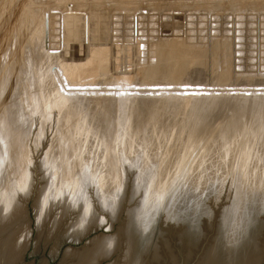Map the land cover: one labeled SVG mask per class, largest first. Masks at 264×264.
<instances>
[{
	"label": "rangeland",
	"instance_id": "obj_1",
	"mask_svg": "<svg viewBox=\"0 0 264 264\" xmlns=\"http://www.w3.org/2000/svg\"><path fill=\"white\" fill-rule=\"evenodd\" d=\"M63 40L65 42H62ZM87 49H89V53ZM91 53L93 54L91 55ZM128 57H131L132 62ZM83 67L85 70L89 67V73L92 72V74L88 75V71L82 70ZM91 68L94 70L91 71ZM80 71L83 72L82 75H79ZM124 75H128V77L125 76L126 79H123ZM148 78L150 81L147 80ZM86 79L90 84L88 89L86 88L88 84L84 82ZM120 80H123V82L121 81L123 84L120 82L121 88L118 87ZM126 82L130 84L127 83L126 85ZM81 83H86V87H83ZM78 88L83 90L81 92L92 90H90L91 93L90 91L84 92L85 96H90L93 92L94 98L92 95L91 97L97 98V101L91 99L93 101L90 103L93 105L89 103L88 106L91 105L92 108L97 103L98 108H93L96 109L94 111H97L96 113L100 117L102 114L104 115L102 118L99 117L98 121L101 119L99 124H103L104 121H107L108 124L104 127L106 122L103 126L97 125V123L94 126L92 123L91 129L92 127H104L103 131L106 130V135L112 137L110 134L112 133L114 142H117L115 141L117 139L115 138V131H121L120 133L117 132L119 138L122 132V135L127 134L128 130L131 132L132 129L139 126L137 132L141 134L139 131L141 127L150 126V128L147 127L146 131L143 130L144 128L141 129L144 133L139 136V141H142L143 137L147 139L153 135V142L160 140V142H164V145L165 142H168V149L166 148V150L171 151H168L167 160L169 162L165 161L168 165L164 164V166H172L173 172L175 164L180 158L182 160L186 158V161H188L187 158L194 159L188 156L195 151L192 152V149L200 148L196 149L197 152L195 151L197 153L195 156L198 159H196L195 169L193 168L190 175L191 180L187 182L188 185L186 184L184 188V193L190 196L202 194L201 206L203 209H207L209 213V216L203 217L201 221L202 235L198 236L200 237L199 240L198 237H190L187 234V229L174 223L176 222V215L170 219L166 218V220L162 217L159 219L156 217L154 220H158V233L154 231L153 245L156 244L155 246H157V255L156 253L155 255L159 259H153L154 252L150 251L145 256L146 264H198L208 249L220 246L216 236L221 228V218L226 211H230L228 209L231 204L233 208L239 204H243L244 207L246 201L264 199V158L262 157L264 156V0H0V113L6 114H0V122H2L0 123L2 124L0 131L9 130L18 135L20 140L18 145L25 149L18 146V151L21 154H16L15 158L18 159L23 156L22 160L28 159V167L33 174L32 177L37 179H34L36 182L33 180L37 187L42 186L44 181L41 180L42 174L40 172H44L40 170V167L42 160L44 161L47 148L52 142L51 140L59 135L56 130L63 128L64 125L66 126L64 127L65 132H67L69 117L73 118L77 114L75 110L74 112L72 110L78 109L85 103V101L81 103L83 101L81 99L86 98L85 96L83 98L77 97V94L82 96L84 94L76 92L77 96L73 95L75 89L80 91ZM129 88L131 91L128 93ZM57 91H62V95L59 92L61 95L59 96ZM64 91H66L65 96L63 95ZM135 91L138 93L136 94ZM62 96L64 99L66 98V103H69L70 106L63 104L66 107L62 106V108L58 105V108H61L57 109L55 108V106L57 107L55 100L58 98L55 99V97ZM67 98H71L73 103L75 99H80L78 100L80 103L76 100L79 104H74L79 107L74 108V105L71 104L72 100L69 101ZM175 98L177 99L175 100ZM177 100L181 101L177 104ZM173 102L180 107L175 109ZM131 105L135 108H132ZM67 107H70L69 110ZM66 108L67 111H63ZM164 108L165 110H163ZM134 109H136L137 115ZM161 109L164 111H162L163 113H160L159 110ZM58 112L61 114L59 115ZM72 113L74 116L71 117ZM150 113L151 116H149ZM67 114L70 116L68 117ZM123 114L128 115L127 122L120 121V116ZM157 115L161 123H159ZM165 115L168 117L166 118L167 122L164 119ZM61 116L65 117L64 120L67 118L68 121L65 122L67 125L63 123V119L60 122ZM133 116L135 119L132 118ZM148 116L153 119H148ZM172 116H174V122H172L174 124L172 125L177 126L174 128L170 126L171 123L168 124L171 122ZM175 116L176 119L179 118L178 122H175ZM104 117H107L106 120L103 119ZM117 117L118 125L116 126L120 127L119 124H122L125 129L116 128ZM130 118L133 119L131 122L128 121ZM113 119L114 121H112ZM140 119H143L145 126H142L143 122ZM135 120L139 121L138 126ZM162 120L165 122L162 123ZM180 120H184V123L187 122V124ZM150 121L156 123V126L154 123V126H151L152 122L150 123ZM124 123H126L125 126ZM193 123H196L199 129ZM135 124L137 127L133 126ZM161 124L163 125L160 126ZM58 125L62 126L58 127ZM159 126L165 127V131ZM166 126H168L169 131ZM194 126L198 130L192 128ZM73 127L69 126L68 128L72 130ZM40 128H43V132ZM62 128L60 133H65ZM225 130H229L230 133L225 132ZM148 131H151V135ZM159 132L163 134L160 135ZM189 134L196 135L194 136L196 140L192 135L193 139L189 138ZM127 136L126 141L129 140H127ZM212 137H216V139ZM253 137H257V140ZM205 140L210 144L207 143L208 147ZM92 141L95 142L94 139ZM57 142L59 143V141ZM110 143L112 145L113 142L110 141ZM192 143H196V145L193 144L196 148L192 146ZM114 146L116 147L115 144ZM10 147L3 149L8 150V152L11 149V153H13L15 149ZM115 147H113L114 150ZM113 149H110L112 154ZM1 151L3 150L1 149ZM3 152L5 153V151ZM113 155L111 162L116 165L117 159ZM205 155H208L209 159ZM18 160L20 161V159ZM210 165L214 168H210ZM205 166L207 170H203V172L202 169ZM170 168L166 169L168 174L172 171ZM128 171L130 172V170ZM131 172L127 176L126 182L130 183L124 190L125 192L123 191L125 194L122 195L120 213L114 221L108 212L101 209L96 197H94V192L92 199L95 200L92 205L93 207L96 206L97 209L95 211V213L97 212L96 219L104 218V225L87 231L79 240H76L70 237L72 234L70 227L77 221L79 215L77 211H69L67 215L61 214L62 219H59L60 224L53 232L52 240L46 241L43 235L39 239L38 230L31 224L32 235L29 236L25 253L19 264H61L64 257L80 251L96 238L117 236L121 228L127 223L129 210L134 209L141 202V192L138 193L137 187L136 193L138 194L133 195L135 190L132 188L136 176ZM206 172L207 174H205ZM200 173L205 174V176H201ZM131 174L133 175L131 176ZM165 174L167 173L165 172ZM197 183L199 184L195 187ZM30 199L33 200V197L27 200L26 208L32 210L30 207L33 206L34 200ZM159 210L162 209L159 208ZM61 212L63 213L61 209L55 210L54 215L51 216L52 220ZM34 219L36 222V217ZM261 220L264 225V213L261 215ZM65 242L71 244L65 245L59 255L60 247ZM55 247L57 252L54 255L52 253ZM258 247L254 248L256 250L253 252L256 253L253 254L252 258L248 259L250 255L248 253L244 259L237 261L238 264L262 263L264 259V229L259 238ZM124 255L125 250L124 253L117 250L110 254L111 258L108 256V259L101 260L100 264H113L122 260ZM254 260L257 262L260 260V262L256 263ZM212 264L225 263L220 259H215Z\"/></svg>",
	"mask_w": 264,
	"mask_h": 264
},
{
	"label": "bare ground",
	"instance_id": "obj_2",
	"mask_svg": "<svg viewBox=\"0 0 264 264\" xmlns=\"http://www.w3.org/2000/svg\"><path fill=\"white\" fill-rule=\"evenodd\" d=\"M133 22H135V21H133ZM132 25H134V24H132ZM128 30H130V29H128ZM131 30H133V29H131ZM132 38H133V36H132ZM62 42H65V40H63ZM62 46H63V43H62ZM71 46H73V45H71ZM128 47H130V46H128ZM89 49H87L88 53H89ZM125 50H126V48H125ZM132 50H133V47H132ZM78 51H79V49H78ZM92 54L93 53H91V55ZM95 55H96V53H95ZM133 55H134V53H133ZM129 56H130V54H129ZM130 58H129V60H130ZM14 63H16V62L14 61ZM93 65H94V63H93ZM91 67H93V66H91ZM159 69L161 70L160 67H159ZM82 70H85L84 67ZM90 70L93 71L94 69L91 68ZM157 70H158V68H157ZM167 70H169V69H167ZM81 71H80L79 75H82L81 73H83V72H81ZM85 71H88V75L92 74V72L89 73V67ZM85 71H84V73L87 74V72H85ZM160 72H162V71H160ZM88 75H87V77L89 79ZM129 75H131V74H129ZM156 75H157V73H156ZM125 76L128 77V75H124V77H122V78L126 79ZM147 80L150 81V78H148ZM121 81L123 82V80H120L119 84ZM84 82H86L88 84L89 81H87V79H86V81L84 80ZM122 82H121V84H123ZM127 83L130 84L129 82H126L125 84L127 85ZM85 84H82L83 87L84 86L86 87ZM121 84L118 87H120ZM89 85L90 84L87 85V87H86L87 89L90 88ZM135 85H138V84H135ZM131 86L133 87V85H131ZM83 87H82V89H83ZM135 87L137 88V86H135ZM68 88L71 89L70 87H68ZM124 88H125V86H124ZM69 89H67V91H69ZM78 89H80V91L79 90L76 91V89H75V93H73V95L74 94L76 95V92L84 94L83 96L81 94H77L78 96L77 95L76 96L78 98L79 97L83 98L86 95L85 93H88L91 90V89L89 91L86 90L88 92L84 91L85 92L84 93V92H81V90H82L81 88H78ZM130 89L131 88H129V90H127L128 93H129V91H131ZM164 89H165V87H164ZM192 89L194 90L193 87H192ZM192 89H189V90L191 91ZM84 90H85V88H84ZM119 90H121V89H119ZM91 91H90V93H91ZM122 91H120V92H122ZM59 92H61V95H62V91H57L58 95H59ZM65 92L66 91H64V93H63L64 96L66 95ZM70 92L72 93L73 91H70ZM70 92H69V94H71ZM120 92H119V94L122 95ZM139 92H141V91H139ZM137 93L138 92H136V94ZM92 94H93V92H92ZM92 94H90V96L87 95V97L85 96L86 98L90 97L89 99H86V98L81 99V100H83V101H81V103H83L85 101V103H84L85 105L80 104V105H82L80 107L77 105L80 103L78 101L80 99H78V100L75 99V101L73 103L72 99H74L75 96L71 97L72 99L70 98L72 100L71 104L74 105L75 103H77L73 107L74 108L76 106L79 107V108L76 107L78 109H73V107L71 106L73 109L72 111L74 112V110H75L76 111L75 113H77V114L74 116V114L72 113L71 117L74 116L73 118H70L69 117L70 115L67 114L69 117V119H68L69 121L67 120V118H66V120H64L66 117L64 114L65 117L61 116L60 122H62L64 120L63 123H65V122L67 123V121H68V123H69L68 125L70 127L71 126L72 127L74 126V127L71 130L68 128L69 127L68 126L67 130H66L67 132H65L64 127H66V126H64L62 124L63 125V128H62L61 127L62 125H58V127L60 126L62 129H64L63 132H65V133H60L61 128H59V130L55 129L57 131V134L59 133V135L55 136L54 139L51 140L52 142H51L50 146L47 148V152L45 153L44 161L42 160L41 167H40V170L44 172V173L40 172L42 174L41 180H44L43 181L44 183L42 182V186L37 187V184L35 185V182H36L35 180H37V179L32 177L33 174H31L30 168L28 167V163H27L28 159H25V161H24V160H22V157H23L22 156L21 158H18V159H20V161H19L18 159L15 158L16 154L17 155L21 154L20 151H18L19 150L18 144L20 142L18 135H15L16 133L13 134L14 132L9 131V130L0 131V150L2 149L3 151H5V153L3 151L0 152V264H19L20 261L22 260V257L25 253V250H26V245L28 243L29 236L32 235V229H31L32 223H30V220H29L28 214H27V208H26V202L30 197L31 198L33 197V200H34V204H33L34 209L33 210H34V214H35L34 217H36V222H35L36 226L35 227H36V230H38L39 239H41V236L43 235V237L46 238V241L52 240L53 232H55V229H57L59 227V224H60L59 219H62L61 214L67 215V212H69V211H77L79 216L77 218V221L73 225H71L70 228H71L72 234L70 232H69V234H71L70 237H72L76 240H79L84 234H86L87 231H91L93 229H96V227H99V226L101 227V225H104V222H105L104 218L100 219V220L96 219L97 218L96 217L97 212L95 213V211L97 209L95 208L96 206L93 207V205H92V203L95 200V199H92L94 192H95L94 197H96L99 206L101 207L102 210H104L105 212H108V214L112 217V221H114V219L116 217H118V215L120 213V208L122 205V203H121L122 202L121 200L123 198L122 195L125 192L124 190H126V188L128 187V185H129L128 183H130V182H128V183L126 182L127 176L131 171H133L131 173H134V175L136 176L135 181H134V187L132 188L135 190L133 195L136 196L135 194H138L139 192H141V194H140L141 202L137 207L129 210L128 220H127L126 225H124L121 228L118 235L115 237H106V236L103 237L102 236V237L96 238L93 242L89 243V245H87L85 248L81 249L78 252H73V250H72L73 253H71V251L68 250L71 254L69 256L65 255L66 257H64V261H62L61 264H100L101 260L107 258L108 256L110 257V254L114 253L117 250H120V252L123 251V253L125 250V255H124L125 257H123L122 260L116 261L113 264H146L145 263V261H146L145 256L148 255V253H150V251L154 252V258L153 259H159L158 257L156 258L157 246H155L156 244L153 245L154 238H155L154 237V235H155L154 230L152 229L153 220L156 219L155 217H156L157 213L160 211L159 208L163 210L168 206H169V209L166 212L168 219L171 218L172 216L176 215V210H173V207L175 205L176 200L172 199V198H173L176 191L177 192L181 191L182 186H184V188H185L187 182L189 180H191L190 175L193 171V168L195 167L194 165L196 163V159H198L195 155L197 154L196 152L198 151L196 149H198L199 147L196 148L193 146V144L196 145V143H197L195 141L196 138L194 137L196 135L193 136L194 133L189 134L190 136L192 135L195 139L193 141H195L196 143H192V146L196 149H192V152H193V150H195L196 152L194 151L195 153L194 152L192 153L193 156L189 155L188 157L191 156V158L193 157L194 159L190 160L189 158H187L188 161H186V158H183V160H182V158H180L179 159L180 161L178 160L179 162L177 161V164H175L176 166L174 167V172H173L172 166H166V167L164 166V164L168 165L167 164L169 162L167 160V158L169 157L168 151H171V150H168V151L166 150V148L168 149V147H167L168 142H165V145H164V142H162V141L160 142V140L158 142H156V141L153 142V140H152L153 135L147 139L143 137L142 141L141 140H140L141 142L139 141V136H141L144 133V131H146V129H148L147 127L150 128V126L146 125V127H141V125H140L141 129L144 128L143 129L144 131L142 130L143 131L142 132L140 129L139 131L141 132V134H139V132H137L138 127H139L138 126L139 121L137 122L135 120L138 127L136 126V124L133 125L134 127L136 126L137 128L132 129L131 132L127 129L128 133H130V134L127 133V134L122 135L123 134V132H122V134L118 138L117 132L120 133L121 131L119 130V131L114 132L116 134L115 138H117L115 141H117V142H114V137H113L112 133H110L112 137H109L108 134L106 135V133H105L106 130L103 131L104 127L107 124V121H104L103 119L106 120V118L108 116L106 118L104 117L102 119L104 121V123L106 122L104 124L102 121V123L104 124L103 128L100 126L98 128L92 127V129H91L90 127H91L92 123H94L93 124L94 126H96L95 123H97V125L103 126V124H99L101 122V119H100V121H98L100 116L96 113L97 111H94L96 109H93V108L97 107L96 106L97 103H95L97 101L96 100L97 98L95 97L96 99H93L94 95H92ZM61 95H59V96H61ZM91 95L93 96V98L91 97ZM64 96L55 97V99L58 98V100L54 99L55 105H57V107L55 106V108L59 109L63 106V104L64 105L67 104L66 106H70L69 103H66L67 100H66V98L65 99L63 98ZM128 96L131 97L130 95H128ZM66 97H69V96H66ZM122 97L123 96H121V98ZM129 97H128V99L131 100V98H129ZM125 98H127V97H125ZM67 99L69 101H71L69 98H67ZM84 99H86V100H84ZM91 99H93L95 101V102H93V103H95V106L92 108H91V105H93V104H91L90 102H92L93 100H91ZM176 99L177 98H175V100ZM179 99H181V98H179ZM183 99H182V101H183ZM180 101H178L177 104ZM123 102H124V100H123ZM126 102L129 103V101H126ZM175 102H173V107L175 106V109L179 108L180 105H179V107L176 106ZM8 103H10V102H8ZM89 103L91 105L88 106ZM4 104H6V103H4ZM58 105L61 107L58 108ZM123 105H124V103H123ZM66 106H63V107H66ZM114 106H115V104H114ZM131 106H128V107L130 108ZM51 107H53V106H51ZM188 107H190V106H188ZM67 108L64 109L63 111H65V110L67 111ZM69 108H68V110H69ZM120 108H122V107H120ZM132 108H135V107L132 106ZM134 110L136 112V109H134ZM163 110H165V108ZM163 110L162 109L159 110V111H161L160 113H163L164 112ZM182 110H184V109H182ZM98 111H99V109H98ZM154 111L156 112V110H154ZM60 112L62 113V111H60ZM118 112H119V110H118ZM120 112L124 113L123 111H120ZM155 112H154V114H156ZM151 113L149 116H151ZM160 113H159V115H160ZM0 114H3V113H0ZM8 114L11 115V113H8ZM58 114H59V112H58ZM99 114H102V113H99ZM119 114L120 113H118V115ZM135 114L137 115V112ZM3 115H6V114H3ZM3 115H2V117H3ZM123 115L120 116L121 117L120 121L121 122H123V121L127 122V116L128 115L127 116L126 115L123 116ZM161 115L164 116L163 114H161ZM103 116L104 115L102 114V117ZM116 116H117V114H116ZM153 116H155V115H153ZM102 117H100V118H102ZM118 117L116 119L117 121H116L115 126L118 125V123H117ZM3 118L6 119V117H3ZM109 118H112V117H109ZM132 118L135 119L134 116ZM150 118L151 117H149L148 119H150ZM158 118H159V116H158ZM166 118H168V117L165 115L164 119H166ZM171 118H172V120L168 124L171 123L170 126H172L173 128L177 127L175 125L174 126L172 125V124H174V123H172V122H174V120H173L174 116H172ZM61 119H63V120L61 121ZM133 119L130 118V120H128V121L131 122ZM143 119L142 120L140 119V121L143 122ZM152 119H150V120H152ZM161 119H163V118H161ZM178 119H176V116H175V122H178ZM169 120H170V117H169ZM184 120L183 121L180 120V121L184 123ZM0 121H1V117H0ZM44 121H43V124H44ZM55 121H57V120H55ZM112 121H114V119ZM165 121L167 122L168 120L166 119ZM165 121L162 120V123ZM60 122H58V123L60 124ZM151 122L152 121H150V123ZM156 122L158 123V121H156ZM0 123H2V122H0ZM3 123H4V121H3ZM150 123H149V125H150ZM153 123L154 122L151 123V126H154ZM159 123H161L160 118H159ZM185 123L187 124V122H185ZM109 124L111 125L112 123L109 122ZM125 124L126 123H124V126H125ZM132 124H133V122L131 123V125ZM154 124L156 126V123H154ZM180 124H178V125H180ZM193 124L195 126H197L196 123H193ZM1 125L2 124H0V127H1ZM119 125H121L120 127H122V124H119ZM162 125L163 124H161L160 126H162ZM107 126H108V124H107ZM111 126H113V125H111ZM142 126H145L144 122H143ZM195 126L192 128H195ZM7 127H10V126H7ZM31 127H32V125H31ZM42 127H43V125H42ZM120 127L116 126V128L121 129ZM167 127L168 126H166V128ZM183 127H185V126H183ZM197 127L195 129H197ZM2 128H3V126H2ZM19 128H20V126H19ZM122 128L125 129V127H122ZM162 128L160 127V129H162ZM108 129H110V128H108ZM198 129H199V127H198ZM40 130L43 132V128H40ZM116 130H118V129H116ZM127 130H126V132H127ZM167 130H168V128H167ZM167 130H166V132H167ZM190 130H192V129H190ZM108 131H110V130H108ZM151 131H148V132H150V135H151ZM164 131H165V129H164ZM226 131L227 130H225V132ZM227 132L230 133L229 130ZM39 133H40V131H39ZM124 133H125V131H124ZM221 133H222V131H221ZM26 134H27V132H26ZM159 134H160V132H159ZM162 134H160V135H162ZM201 134H203V133H201ZM252 134H253V132H252ZM223 135H225L224 132H223ZM126 136L128 137L127 140L129 139L128 141L125 140ZM190 136H189V138H192V136L191 137ZM216 137H212V138L216 139ZM110 138L111 139L113 138V140H110ZM253 138H255V137H253ZM92 139H94L95 142L92 141ZM255 139L257 140V137ZM212 140H211V142H212ZM57 141H59V143ZM110 141L113 142L116 145V147L114 146L113 143H112L113 146L110 145L111 144ZM205 141H207V140H205ZM117 143H118V148H117ZM207 143H208V145H210L208 141L206 142V145H207ZM197 145H198V143H197ZM208 145H207V147H208ZM212 145H213V143H212ZM168 146H169V144H168ZM5 147H10V148L13 147V149H15V151H13V153H11L12 152L11 149L7 148V149H10V152H8V150L6 151L3 149ZM19 147H22V146L20 145ZM113 147H115L116 151L113 149ZM109 148L113 149L115 152V153L113 152V154L116 156V158L115 157L114 158L117 159L116 165H115V163L111 162V157L113 154L111 153L112 150H110ZM169 148L172 149L171 147H169ZM218 148H220V147H218ZM22 149H25V148L22 147ZM202 149H204V148L202 147ZM6 152H8V153H6ZM14 152H15V154H14ZM200 152H198V154H200ZM110 154H112V155H110ZM214 155H215V152H214ZM207 156L208 155H205V157H207ZM210 157H212V156H210ZM262 157L264 158V156H262ZM25 158H26V155H25ZM165 161L167 163H165ZM110 163L112 164V166H110L111 165ZM113 165H115V166H113ZM196 165L199 166L198 164H196ZM250 165H252V164H250ZM206 166H208V165L206 164ZM206 166L202 169V171L207 170V169H205ZM169 167H171L170 171L171 170L172 171L168 174V172H167L168 170H166V169ZM209 167L211 168L213 166L210 165ZM209 167H207V168H209ZM164 169L166 171H163ZM128 170H130V172ZM215 170L217 171V168ZM127 171H128V173H127ZM213 171H214V169H213ZM165 172L167 174H165ZM199 172H197V173H199ZM202 173H200L201 176H205V174H207V172L204 175H202ZM132 175L133 174H131V176ZM196 175H195V177H196ZM211 177H213V176H211ZM194 179H193V181H195ZM33 180L35 182H33ZM206 180H207V178H206ZM39 181H40V179H39ZM198 184L199 183L195 184V187H197ZM192 186H193V183H192ZM136 187L138 189V193H136V191H137ZM195 190L197 191V189H195ZM201 196H202V194H198V195H194L193 197L202 198ZM262 200L264 201V199H262ZM241 203H244V202H241ZM239 205L234 206V208H233L234 210H232V213H230V214L227 213V215L222 217V221H221V225H220L221 228L218 231L219 233L216 236V239L218 238L217 240H219L220 246H216L215 248L208 249L207 252L204 253L205 255L203 256V258L200 259L198 264H212V262H215V259L216 260L220 259V260L224 261L225 264H238L239 262H237V261H239V259H244L248 253H250L248 259L252 258L253 254L256 253V252H253V250H256L254 248H257L258 244H256V245L254 244L253 246H249V243H247V239L250 238L249 237L250 233L241 234V232L243 230H244V232H246L245 231L246 221H245V219H243L245 208L243 207V204H239ZM154 208H155V211H154ZM58 209L59 210L61 209V211H63V213L61 212L60 215H57V217L53 218L54 220H52L51 216H52L53 212H55V210H58ZM230 220L232 221V224L228 225V222H230ZM47 224H49V227H47ZM226 227H227V230H225ZM69 231H70V229H69ZM69 234H68V236H69ZM187 234L192 238H196V235L194 234V232H190L187 230ZM72 238H71V241H72ZM124 244H125V247H124ZM218 247H219V249L216 250V248H218ZM55 252H57L56 247L54 248L52 254H54ZM155 253H156V255H155ZM152 256H153V254H152ZM159 257H160V255H159ZM260 260H258V262L255 260L254 261L256 263H259Z\"/></svg>",
	"mask_w": 264,
	"mask_h": 264
},
{
	"label": "water",
	"instance_id": "obj_3",
	"mask_svg": "<svg viewBox=\"0 0 264 264\" xmlns=\"http://www.w3.org/2000/svg\"><path fill=\"white\" fill-rule=\"evenodd\" d=\"M192 94H195V93H192ZM175 197H176V202L173 207V210L177 211L176 212L177 217H176V222L174 221L172 222L176 223L177 225H181L183 228L187 229L190 232H194L196 237H198L199 235H202V232H201L202 218L209 216L208 210L205 208L203 209L201 206L203 197L197 198V197L187 195L186 193H184V186H182L181 191L175 193L172 199H175ZM244 208H245L244 209L245 212H244L243 219H245L246 221V229H245L246 232H244L243 230L241 234L250 233V236H249L250 238L247 239V243H249V246H253L254 244L255 245L258 244L259 238L264 229V225L261 220V215L264 213V201L261 199H251L250 201H246ZM30 209L32 210H29L27 208L28 218L30 220V223H32V226H36V223L34 221L35 219H34V213H33V206L30 207ZM168 209H169V206L163 210H160L156 215V217H158L157 219H159V217H162L165 220L166 218L168 219V216L166 213ZM228 210H230V212L226 211V213L224 214L232 213V210H234L232 204ZM154 221H153L152 229L154 231H157L158 233V226H157L158 220H156V222ZM231 224H232V221L230 220V222H228V225H231ZM225 230H227V227L225 228ZM197 239L199 240L200 237H198ZM68 244H71V243L70 242L62 243L60 247L59 255L61 254L65 245H68ZM260 264H264V259L262 263Z\"/></svg>",
	"mask_w": 264,
	"mask_h": 264
}]
</instances>
